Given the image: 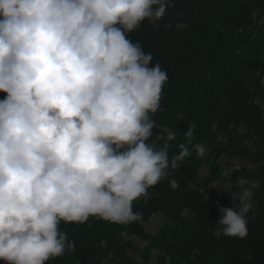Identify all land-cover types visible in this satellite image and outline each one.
<instances>
[{"label":"clouds","instance_id":"1","mask_svg":"<svg viewBox=\"0 0 264 264\" xmlns=\"http://www.w3.org/2000/svg\"><path fill=\"white\" fill-rule=\"evenodd\" d=\"M174 6V0H0V92L6 93L0 261L46 264L64 255L75 245L61 221L141 220L133 202L191 155L185 143L172 156L167 145L148 143L168 74L128 38L145 21L159 28ZM196 127L188 124L187 143ZM194 147L205 155L204 145ZM239 170L225 171L217 187L232 196V207L217 201V239L249 235L248 213L261 185L244 176L233 182ZM169 186L175 191L179 184L170 179Z\"/></svg>","mask_w":264,"mask_h":264},{"label":"trees","instance_id":"2","mask_svg":"<svg viewBox=\"0 0 264 264\" xmlns=\"http://www.w3.org/2000/svg\"><path fill=\"white\" fill-rule=\"evenodd\" d=\"M174 2L175 6L168 8L163 19L158 21L159 28L145 21L128 38L139 41L143 50L152 54V63L158 62L168 74L161 106L152 114L155 127L148 143L158 148L167 145L170 156L179 152L180 143H185L191 155L168 179L149 188L147 198L133 202V211L142 214L141 220L128 224L95 217L84 224L61 221L60 229L75 246L46 264H99L106 253H100L104 244L114 247L112 252L119 264H137L116 249L122 233L146 239L149 233L144 225L153 215L161 213L182 221L186 210L195 216L185 228L191 238L180 240L181 248L172 254L173 258L181 259V250L190 247L194 250L204 248L199 258L220 249L229 255L228 264H264L262 175L259 171L255 173L254 179L261 186L255 192L254 206L248 213L247 238L217 239L213 235L217 227L215 220L221 216L217 201L223 205L221 201L226 192L217 189L222 187L220 185L213 187L221 177L213 180L211 174L202 176L201 161L194 147L215 141V147L254 155L247 151L237 132L242 127L264 143V116L256 102L262 87L252 76L260 70L264 75V0ZM180 22L186 23L187 28L177 30L175 25ZM5 95L0 92V99ZM193 122L197 124L194 138L187 143L184 133ZM170 136L174 139H169ZM218 136L226 140H218ZM239 176L252 179L254 175ZM239 176H232L233 182ZM170 179L179 184L175 191L169 186ZM208 194L214 197L212 204L207 200ZM230 199L228 207H232L231 194ZM0 264L5 262L0 261Z\"/></svg>","mask_w":264,"mask_h":264},{"label":"rangeland","instance_id":"3","mask_svg":"<svg viewBox=\"0 0 264 264\" xmlns=\"http://www.w3.org/2000/svg\"><path fill=\"white\" fill-rule=\"evenodd\" d=\"M257 25L259 26L260 22ZM252 76L257 78L262 87V93L256 101L262 108L264 107V75H262V70H260ZM237 132L247 151L250 154L255 153L254 155H243L226 148L215 147V141H209L203 144L205 146V155L203 157L197 156L201 161L200 171L203 177L210 174L213 176V180L221 177L214 182L216 185L213 187L222 186L225 171L236 167H239L240 170L234 172L232 174L233 177L241 174H253L252 179L256 180L254 179L257 176L255 173L259 171L264 179V143H261V138L249 133L244 127L238 129ZM218 140H226V137L218 136ZM207 197V200L212 204L213 195L208 194ZM221 203L225 207L230 205L229 193H225ZM192 219H195L194 214H189L187 210L182 214V221L169 218L161 213L155 214L144 225L149 233L146 239H141L124 231L116 249L122 250L125 255L133 258L137 264H228L229 255L220 249L210 254L207 253L206 257L202 256L199 258L200 255L204 254V248L194 250L188 247L189 249L183 248L181 250V259L173 258L172 254L181 248L179 247L180 240L185 237L191 238L185 228ZM183 221L185 223H180ZM113 250L114 247L104 244L100 253H106L99 264H119L112 252Z\"/></svg>","mask_w":264,"mask_h":264}]
</instances>
